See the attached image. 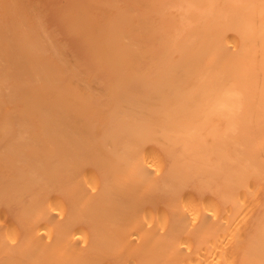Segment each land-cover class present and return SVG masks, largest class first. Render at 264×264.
<instances>
[{
	"label": "bare ground",
	"instance_id": "bare-ground-1",
	"mask_svg": "<svg viewBox=\"0 0 264 264\" xmlns=\"http://www.w3.org/2000/svg\"><path fill=\"white\" fill-rule=\"evenodd\" d=\"M24 3L0 27V264H264V0H68L83 57Z\"/></svg>",
	"mask_w": 264,
	"mask_h": 264
},
{
	"label": "rangeland",
	"instance_id": "rangeland-1",
	"mask_svg": "<svg viewBox=\"0 0 264 264\" xmlns=\"http://www.w3.org/2000/svg\"><path fill=\"white\" fill-rule=\"evenodd\" d=\"M0 1L2 2V0H0ZM7 1L8 0L3 1L2 4L0 2V4L2 5L1 8L4 7V5L7 3ZM28 1L31 3H34V4H35V2H37L38 5L37 4L36 5L41 9V12H42L41 14H43L42 16L41 15L40 16L44 22L45 27L47 28L46 30L55 33L57 35V37L64 42L65 47L68 48L67 54L70 53V55L72 57H83L84 56L83 49L79 48L77 46V42H76L74 36H70V35L66 34V32L64 30L63 21H60L61 12H59V8H62L64 5L66 6V4L68 3V0H28ZM12 2H13V0H12ZM21 2L23 4L24 0H21ZM16 4L17 3H15V4L12 3V5L17 8L18 4L17 5ZM24 5L27 7V5L25 3H24ZM2 9H4L5 14L3 13L4 14L3 15L1 13L2 14L1 15L2 20L0 22V27H3L2 25H5V24H2L3 21L8 22L11 19H13V17H11V16H13V15H14V17L16 16L15 15L16 10L14 8H13L14 11H12V10L10 11V9H12V8L9 7L8 8L9 9L8 11H10L9 13H8V11H6L7 8L4 7ZM11 13H13V15L10 16ZM6 14H7V16H6ZM72 59H74V58H72ZM12 217H13V214L9 213L7 220L10 221V219Z\"/></svg>",
	"mask_w": 264,
	"mask_h": 264
}]
</instances>
